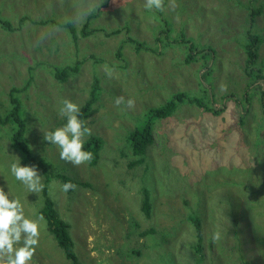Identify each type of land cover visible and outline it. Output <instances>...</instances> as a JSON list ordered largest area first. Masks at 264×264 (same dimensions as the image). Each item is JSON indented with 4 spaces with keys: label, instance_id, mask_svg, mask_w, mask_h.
Returning a JSON list of instances; mask_svg holds the SVG:
<instances>
[{
    "label": "rangeland",
    "instance_id": "obj_1",
    "mask_svg": "<svg viewBox=\"0 0 264 264\" xmlns=\"http://www.w3.org/2000/svg\"><path fill=\"white\" fill-rule=\"evenodd\" d=\"M1 1V17L11 20L14 30L0 23V117L15 108L11 92L19 90L14 99L31 117L26 136L32 154L49 159L77 183L73 192H64L62 181H48L47 174L37 169L42 188L29 192L12 176L10 165L18 157L21 166L32 164L23 161L20 150L11 148L6 136L10 125L0 122V147L5 146L0 187L9 191L10 198L17 195L25 215L41 226L29 264H71L36 214L33 203L42 205L45 185L69 226L81 264H165L163 250L171 253L176 264H264V206L255 204L264 195L250 196L261 230L254 234L253 225L247 237L238 231V224L245 221L240 196H234V206L221 202L223 186L215 179L240 180L248 173L254 180L264 176V143L258 141L264 135V85L259 76L258 88L250 91L255 93L252 115L243 125L235 115V100L250 82L245 50L249 33L263 40L255 69L264 73V0H236L237 5L235 0H174V8L171 0H165L163 11L146 9L145 0ZM94 12L96 16L90 17ZM24 17L28 19L22 22ZM51 18L52 23H41ZM57 21L71 22L76 32ZM127 24L131 33L124 29ZM86 27L94 32L84 35ZM181 33L186 35L185 45L177 41ZM129 36L133 40L145 37L152 50L136 52L137 43L128 40ZM204 48L207 51L201 52ZM79 60H84L79 72L59 83L56 68L74 67ZM204 62L213 68L200 77ZM105 64L114 69L111 78L103 70ZM96 75L104 90L94 113L86 119L91 135L84 140L98 136L103 149L96 164L89 161L74 166L61 160L58 147L43 136L66 124L59 114L64 99L76 103L81 112ZM204 91L212 92L225 112L208 114L175 95L185 92L203 97ZM121 96L125 103L117 106L115 100ZM173 97L178 109L169 118L154 122L146 164L131 167L137 157L129 149L128 134L142 126L147 111ZM128 99L135 101L133 108L127 107ZM210 171H217L216 176L209 177ZM258 185L264 191L263 184ZM146 191L152 205L149 217L142 210ZM192 210L202 221L205 257L201 259L191 248L197 239L188 221ZM149 230L154 233L144 236ZM216 233L220 238L213 240Z\"/></svg>",
    "mask_w": 264,
    "mask_h": 264
},
{
    "label": "trees",
    "instance_id": "obj_2",
    "mask_svg": "<svg viewBox=\"0 0 264 264\" xmlns=\"http://www.w3.org/2000/svg\"><path fill=\"white\" fill-rule=\"evenodd\" d=\"M109 1V0H107ZM236 1V0H235ZM164 4L165 0H164ZM236 1V5H237ZM4 9V2H0V23L6 30H14L12 27V21L9 19H5L4 17H1V12ZM96 13L94 12L93 15H90V17H95ZM147 16L149 18L153 17L152 14L149 15L147 13ZM155 19V17H153ZM28 17H24V20H27ZM53 18L49 20L42 21V24H48L53 22ZM88 22L90 21V18H87ZM255 22V21H254ZM33 23H37L36 21H33ZM57 25L64 27L66 29H70L73 33L76 32L74 25L71 22L67 23H61L56 22ZM256 23V22H255ZM254 23V26H255ZM103 28V27H101ZM125 30H127L128 33H131V29L129 28V24H127L124 27ZM168 29V28H167ZM17 30V29H16ZM119 31V29H117ZM94 31L88 30L87 27L84 29V35L85 34H91ZM182 35L179 36V39L185 40L186 36L184 33H181ZM128 40H130L133 43H137L134 46V49L136 52H142V50H152L148 48L149 42L144 38L137 37L135 40H133V37H128ZM262 38L259 34H251L249 33L247 38V43L245 45L246 50V69L247 74L250 78V82L248 83V89L242 94L240 99H236V108L237 111L235 112V115L240 116V125H243L245 123L246 117L252 115V104H253V97L255 93H251L250 91L253 89H257L258 87V81L256 80V77L259 76V82H262V85H264V73L261 69H255L257 54H258V48L259 44L262 42ZM193 43H191L192 45ZM195 49V47L193 46ZM207 48H204L201 50V52H206ZM200 52V51H199ZM120 54V53H119ZM100 61V60H99ZM98 61V62H99ZM84 60H79L75 62L74 67H66L63 69L56 68V76L59 83H64L68 80V78L72 74H77L79 72V69L81 68V65L83 64ZM213 68L212 65H210L208 62H204L201 66L202 71H200V77H203L207 73H211V69ZM263 73V74H262ZM100 78L98 75L95 76L94 83L92 85V91L91 96L89 100L86 102L84 108L79 113V119L84 122V126L86 119H88L93 113H94V105L97 104V102L100 100V96L102 94V91L104 90L103 87L100 84ZM19 90H13L11 92V96L13 97V101L16 103L15 108L10 109L6 115L1 118L0 122L2 124H9V128L6 129V136L10 140V146L11 148H16L20 150L24 154L23 161L29 162L32 165H35L37 169H40L44 174H47L46 178L48 181L52 180H59L63 183L71 182L74 185H76V181L72 179L71 176H68L63 172V170L60 169L58 165H54L51 163V161L45 157H35L32 153L33 150L29 148V141L27 132L31 131V128L29 126V121L31 119L30 114L28 113L27 109L22 106L20 101L17 99H14V93L18 92ZM175 95L178 96L179 99L188 100L190 103L197 105L199 108H202L204 112L208 114H213L215 116L221 115L224 110H226L225 106L220 108V106H217V102L215 99V95L212 92L204 91L203 97H196V96H190L188 93L185 92H179ZM232 96V95H231ZM228 98L227 96H225ZM226 100V99H225ZM18 102V103H17ZM264 104V102H263ZM225 105V104H224ZM178 109V102L175 97L168 99L167 104L162 105L160 107L152 108L148 113L143 115V121H140L142 126H138L137 129L134 132H131L128 134V145L129 149L133 153L135 157H137V160H134L130 166L134 167L137 165H143L146 164V157H147V151L149 146L153 144V127L154 122L156 119H167L171 116V114ZM240 126H232L235 130H239ZM243 126H241L242 128ZM260 134V132L258 133ZM259 143H264V135L260 134V138L258 139ZM257 143V142H256ZM103 140L99 138L98 136L92 135L84 140V150L91 152L92 159L90 161L91 165H94L98 162L100 156V152L103 149L102 148ZM5 149V146L0 147V166L2 163V150ZM4 152V151H3ZM5 155V154H3ZM263 161V160H262ZM25 162V163H26ZM27 164V163H26ZM29 165V164H28ZM146 169L149 170V164L146 165ZM210 174V175H209ZM217 171L209 172L207 175L210 176H216ZM13 176V175H12ZM14 177V176H13ZM214 178V177H212ZM216 182L219 185H222L223 187L220 189L222 191L221 196V202L226 203L229 206H234V196L238 194L242 200V203L240 204L241 209V219L242 217L244 220H248L247 225L238 224V231L241 235L247 236L251 233V227L253 226L254 234L259 233V230H261V226L258 228V224L255 223L254 217L256 218V213L253 212L252 206H250V201L252 200L250 196H257L259 194H262L264 192L261 190L262 185H258L260 182L264 186V176H257V180H254V175L252 176V173H248L247 175H244L240 178V180H237L233 177H221L225 178L222 181L220 179H217ZM220 182V183H219ZM257 183V184H255ZM83 187L90 186L89 183H81ZM49 185H45V187L42 189V194L44 198V202L42 205H40L36 200L33 204L37 207L38 210H36V214L40 217H43V221L46 224L47 230L53 235L54 239L57 241L59 247L64 251V254L69 262L71 264H81L79 261V256L76 253V246L72 239V237L69 234V226L66 223L65 219L60 215L56 201H54L50 196V190ZM260 187L261 189H257ZM74 190H69L68 192H73ZM241 192L247 193L243 194ZM16 198H19L17 195L14 194ZM263 201V202H262ZM261 201V203L255 202V204H262L264 206V199ZM239 202V200H238ZM142 210L148 217L150 216L152 212V205L150 203V194L149 191H146L144 200L142 203ZM188 221H190L193 224L194 229L197 232V239L196 242H194L191 245V248L194 250V252L200 256V259L205 257L204 255V249L202 251V243L204 240L203 237V228H202V221L201 218L197 216V213L195 210H192L190 214L188 215ZM154 233V230H149L144 232V236H147L149 234ZM202 252V254H201ZM142 254V253H141ZM163 254L161 257H164L165 264H176L174 257L171 255V253L167 250H163ZM201 254V255H200ZM246 264H253L251 262H246Z\"/></svg>",
    "mask_w": 264,
    "mask_h": 264
},
{
    "label": "clouds",
    "instance_id": "obj_3",
    "mask_svg": "<svg viewBox=\"0 0 264 264\" xmlns=\"http://www.w3.org/2000/svg\"><path fill=\"white\" fill-rule=\"evenodd\" d=\"M174 0H171V7H175ZM145 8L163 11L164 0H145ZM169 30H166L168 33ZM180 45H185L180 39ZM160 47H164L161 46ZM195 59L192 58L191 62ZM103 70L110 78L114 69L107 64L103 65ZM125 103L124 98L117 97V106ZM128 108H133L135 101L128 99ZM167 104V103H166ZM80 107L70 99L62 101L59 114L66 118V124L52 131L44 132V140L54 144L59 149L61 160L79 166L91 161L92 153L84 150V138L91 135V129L84 126V122L79 119ZM10 172L16 180L22 182L31 193L39 192L42 188L41 175L35 165L21 166L20 158L11 163ZM75 185L71 182L64 183L62 190L68 192L74 190ZM40 217L39 220H42ZM248 220L244 221V225ZM40 223L38 220L28 218L24 212V206L19 198H10L9 191L5 192L0 187V264H29L32 260L40 236ZM220 238L219 233L213 235V240Z\"/></svg>",
    "mask_w": 264,
    "mask_h": 264
},
{
    "label": "bare ground",
    "instance_id": "obj_4",
    "mask_svg": "<svg viewBox=\"0 0 264 264\" xmlns=\"http://www.w3.org/2000/svg\"><path fill=\"white\" fill-rule=\"evenodd\" d=\"M186 102V101H185ZM195 105V104H194Z\"/></svg>",
    "mask_w": 264,
    "mask_h": 264
}]
</instances>
